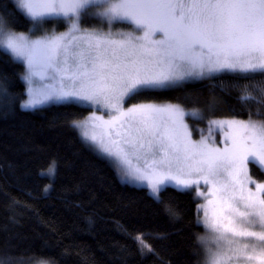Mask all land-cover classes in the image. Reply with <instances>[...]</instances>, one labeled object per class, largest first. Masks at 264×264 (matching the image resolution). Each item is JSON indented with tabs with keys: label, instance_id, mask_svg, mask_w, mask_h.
Masks as SVG:
<instances>
[{
	"label": "snow or ice",
	"instance_id": "6c2138e0",
	"mask_svg": "<svg viewBox=\"0 0 264 264\" xmlns=\"http://www.w3.org/2000/svg\"><path fill=\"white\" fill-rule=\"evenodd\" d=\"M14 2L31 19V35L12 30L3 5L0 49L22 62L25 90L12 91V78L0 74V112L7 115L18 100L22 110L49 102L106 108L107 119L93 110L70 126L84 143L123 166L126 177L146 183L157 199L169 182L181 189L196 187L204 200L197 204L198 223L215 245L198 237L205 244L203 264H264V182L253 179L249 167L253 162L264 170V82H254L255 74L264 77V0ZM90 18L107 22L109 30L86 26ZM52 21L62 22L66 30L47 31ZM119 22H130L140 34L113 32ZM222 71L253 81L238 96L249 107L248 118L209 120V136L198 141L185 118L202 119L199 108L148 98L188 77ZM132 97L145 99L125 107ZM252 102L260 105L255 114ZM215 128L222 147L210 138ZM46 171L54 174V161ZM12 206L20 205L13 200ZM169 214L177 213L170 208ZM9 220L18 222L14 213ZM13 239L3 241L0 264H32L35 254L12 252ZM135 239L152 250L141 234Z\"/></svg>",
	"mask_w": 264,
	"mask_h": 264
},
{
	"label": "trees",
	"instance_id": "16d2710c",
	"mask_svg": "<svg viewBox=\"0 0 264 264\" xmlns=\"http://www.w3.org/2000/svg\"><path fill=\"white\" fill-rule=\"evenodd\" d=\"M3 5H7L12 30L29 32L32 21L16 8L14 0H0V14ZM46 26L50 28L53 22ZM86 26L106 28L95 18ZM120 26L126 29L128 25ZM56 28L60 31L64 26ZM23 71L22 62L0 49V74H8L11 90L20 94L25 90L20 79ZM242 75L222 73L185 82L148 98L157 104L199 108L203 120L247 119L249 107L242 106L238 96L243 86L253 81ZM254 82H264V77L257 73ZM143 99L132 97L125 104ZM213 102L215 108H209ZM19 105L18 100L7 115L0 112V251L3 241L14 237L12 252L35 254L32 262L143 264L137 234L179 233L172 262L157 260L152 264H200L198 237L203 226L197 219L200 199L193 190L166 184L157 199L146 188L123 180L115 166L70 126L71 120L88 114L87 107L52 102L22 110ZM250 107L255 114L260 105L252 102ZM53 161L55 171L49 176L46 170ZM250 172L264 181V171L254 163H250ZM13 200L20 206L13 209ZM170 208L176 210L175 216L169 214ZM13 213L17 223L9 220Z\"/></svg>",
	"mask_w": 264,
	"mask_h": 264
},
{
	"label": "rangeland",
	"instance_id": "374dc122",
	"mask_svg": "<svg viewBox=\"0 0 264 264\" xmlns=\"http://www.w3.org/2000/svg\"><path fill=\"white\" fill-rule=\"evenodd\" d=\"M52 22H53V26H51L48 29H47V26L45 25V28L47 29V31H49V32H51L53 30L57 31V28L56 27L57 26H60V24H61V26H64V28L62 30H60V31H65L66 30V25L63 24L62 22H56V21H52ZM122 23H125L126 25H128L126 29H124V27H121L120 26ZM103 24L106 25V28L103 29V30L104 31H108L109 30V26H108L107 22H104ZM111 30L113 32H116V31L133 32L134 35H139L140 34L138 31L135 30V26L132 25L130 22H119V23H115L114 26L111 28ZM23 33H25L27 35H31L30 32H23ZM32 38H35V37L33 36ZM4 52H6V51H4ZM7 54L10 55L9 53H7ZM10 57H11V55H10ZM222 73H233V72L222 71V72L214 73L211 76L205 75V76H202V77H188L184 81L180 82L178 85H180L182 83H185V82L199 81L201 79L210 78V77H213V76L222 74ZM26 99H27V96H26ZM126 100H127V98H126ZM49 103H52V102H49ZM53 103H55V102H53ZM78 105L89 108V112H88V114L85 117H87L90 114L91 111L97 110V115H103L105 117V119L108 118L107 109L106 108H103L102 106H99V105H97V106H91V105H86V104H78ZM124 106L125 107H128L130 105H126L125 104ZM186 110H188V109H186ZM202 117H203V115H202ZM212 119L219 120V119H225V118H211V119H208V120H203V118L201 119V118L192 117V116H187L185 118V121H186V123H188L189 129H190V131L192 133V139L193 140H197V141L200 140L202 135L203 136H209V123H208V121L209 120H212ZM220 137H221V133L219 131V128H215L213 130L210 138H215V140L217 141V143L219 145ZM219 146L222 147L223 145H219ZM90 147L96 153H98L99 155H101V156L105 157L106 159H108L115 166V168L117 169V171L119 172V174H120V176L122 177L123 180H125L127 183H129L131 185L144 187L149 192V189L147 188L146 183H142V182H138V181H135V180H131L128 177H126L124 175L123 166H118L117 165V162L115 161L114 158H109L105 154L99 152L94 147H92V146H90ZM132 163L135 164L137 162H136L135 159H133L132 160ZM250 163H253V162H250ZM254 164L257 165L256 163H254ZM249 167H250V164H249ZM262 171H264V170H262ZM250 174H251V172H250ZM253 179L258 180L255 177H253ZM258 181H260V180H258ZM260 182H264V181H260ZM167 184H173V185H175L172 182H169ZM252 187H254V185ZM200 189H201L202 192L207 193V188H206V186H204V184L202 182H201V185H200ZM188 190H193L194 193L196 194V187L195 186H192ZM198 198L200 199V203L199 204L204 203V200H203L202 197H198ZM199 215H201V216L203 215V211L202 210L199 212ZM142 237H143L144 242L146 244L150 245V247L152 249L151 251H149L148 248H146V247L142 248L141 245H140V243L137 241L138 242V245H139V248H140V251H141L143 264H152L153 262H155L157 260H162V261L167 262V263H171L172 262V260L174 258V254H175V246H176V241H177V239L179 237V233H172L170 235H165V236H149V235H143ZM199 237H205L208 245L211 246V247H213V248H215V245L211 242L210 234L204 229V227H203V233ZM198 243H199V247H200L199 248L200 249V264H203V261L205 259V244L203 242H201L199 239H198ZM32 264H45V263H42V262H32Z\"/></svg>",
	"mask_w": 264,
	"mask_h": 264
}]
</instances>
